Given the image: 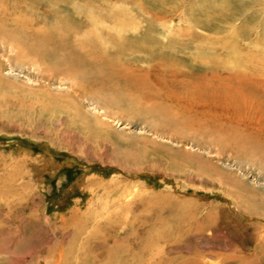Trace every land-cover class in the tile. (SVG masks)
<instances>
[{
  "label": "rangeland",
  "instance_id": "rangeland-1",
  "mask_svg": "<svg viewBox=\"0 0 264 264\" xmlns=\"http://www.w3.org/2000/svg\"><path fill=\"white\" fill-rule=\"evenodd\" d=\"M0 264H264V0H0Z\"/></svg>",
  "mask_w": 264,
  "mask_h": 264
},
{
  "label": "bare ground",
  "instance_id": "bare-ground-1",
  "mask_svg": "<svg viewBox=\"0 0 264 264\" xmlns=\"http://www.w3.org/2000/svg\"><path fill=\"white\" fill-rule=\"evenodd\" d=\"M35 1H37V0H35ZM87 1H88V0H87ZM45 2H46V1H45ZM47 3H48V2H47ZM57 5H58V4H57ZM76 8H77V7H76ZM65 21H66V20H65ZM80 33H81V32H80ZM6 35H7V34H6ZM8 35H9V34H8ZM1 37H2V35H1ZM19 37H20V36H19ZM6 38H7V37H6ZM13 39H14V38H13ZM82 39H83V38H82ZM15 40H16V39H15ZM14 42H15V41H14ZM16 43H17V42H16ZM8 45H9V44H8ZM141 47H143V46H141ZM11 48H12V47H11ZM82 48H83V47H82ZM83 50H84V49H83ZM81 51H82V50H81ZM84 51H85V50H84ZM65 52H66V51H65ZM82 53H83V52H82ZM91 53H92V52H91ZM100 54H101V53H100ZM28 55H29V54H28ZM79 55H80V54H79ZM84 55H85V54H84ZM61 56H62V55H61ZM90 56H91V55H90ZM63 57H64V56H63ZM67 57H68V56H67ZM76 57H77V56H76ZM80 58H81V56H80ZM106 58H107V57H106ZM81 59H83V58H81ZM74 60H75V59H74ZM79 60H80V59H79ZM84 60H85V59H84ZM84 60H83V61H84ZM86 60H87V59H86ZM111 60H112V59H111ZM64 61H65V59H64ZM68 61H69V60H68ZM77 61H78V60H77ZM54 62H55V61H54ZM91 62H92V61H91ZM54 64H55V63H54ZM78 64H79V62H78L76 65H78ZM99 64H100V63H99ZM65 65H66V64H65ZM76 65H75V63L72 62V63L67 64V66H65V67H66V68L69 67L70 69H73V70H74V69H77V66H76ZM100 65H102V64H100ZM108 65H109V64H108ZM108 65H107V66H108ZM81 66H83V65H81ZM81 66H80V67H81ZM107 66H106V67H107ZM65 67H63V68H65ZM84 68H85V67H83V69H84ZM83 69H82V71H83ZM85 69H86V68H85ZM73 70H72V71H73ZM61 71H62V68H61ZM77 71H78V70H77ZM63 72H64V71H63ZM89 73H90V72H89ZM57 75H59V74H57ZM65 77H66V76H65ZM78 77H79V76H78ZM78 77H77V78H78ZM80 77H81V76H80ZM84 77H86V76H84ZM61 79H62V78H61ZM64 79H65V78H64ZM79 79H80V78H79ZM85 79H86V78H85ZM70 81H71V80H70ZM93 81H94V80H93ZM72 83L74 84V81H72ZM88 84H90V83H88ZM80 85H81V84H80ZM72 86H73V85H72ZM87 86H88V85H87ZM87 86H86V87H87ZM89 87H90V86H89ZM92 87H93V86H92ZM83 88H84V87H83ZM90 88H91V87H90Z\"/></svg>",
  "mask_w": 264,
  "mask_h": 264
}]
</instances>
